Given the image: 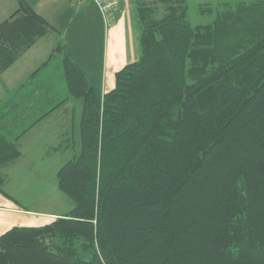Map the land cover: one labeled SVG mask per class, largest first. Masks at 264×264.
Returning a JSON list of instances; mask_svg holds the SVG:
<instances>
[{"label": "trees", "instance_id": "obj_1", "mask_svg": "<svg viewBox=\"0 0 264 264\" xmlns=\"http://www.w3.org/2000/svg\"><path fill=\"white\" fill-rule=\"evenodd\" d=\"M160 1V15L136 1L140 56L102 99L67 53L34 72L51 84L40 103L81 100L78 148L57 171L73 206L0 234V264H264V0L205 5L196 25L185 0ZM52 30L18 0L0 73ZM19 155L0 131V165Z\"/></svg>", "mask_w": 264, "mask_h": 264}, {"label": "crops", "instance_id": "obj_2", "mask_svg": "<svg viewBox=\"0 0 264 264\" xmlns=\"http://www.w3.org/2000/svg\"><path fill=\"white\" fill-rule=\"evenodd\" d=\"M24 1L42 16L53 30L38 38L8 69L0 73V131L13 141L22 153L24 146L20 144V139L52 114H57L58 118L52 120L53 129H48L44 136L51 142L61 141L62 138L64 143H72L76 139L73 132L78 123L75 125L73 114H68L70 109L62 107H66L67 102L72 100L80 105L81 111V100L78 102V99H69L67 96L54 107L53 102L49 104L45 110L39 112L38 119H27V113L31 109L38 110L35 96L50 93L51 84L42 79L39 81L36 75H33L37 70L48 72L43 64L49 58L59 57V60H62L64 53H67L95 90L97 97L102 99L103 95L114 87L115 73L126 64L136 61L141 51L136 0H119L115 21L110 26L105 25L97 6L90 0ZM17 6L18 0H0V22L8 18ZM58 45H63L62 50L53 53V49ZM16 95L33 97L23 103L19 97L14 98ZM16 126H19V129L13 131ZM10 133L13 137L9 136ZM29 148L33 149V145H29ZM42 149L47 151V155H58L60 151L53 143L40 150ZM63 149L73 150L72 144L64 146ZM37 151L33 150L35 153H38ZM3 164L0 165V172L3 171ZM7 195L9 197L0 193V234L14 226L43 225L57 215L20 207L19 201L15 200L12 194Z\"/></svg>", "mask_w": 264, "mask_h": 264}, {"label": "rangeland", "instance_id": "obj_3", "mask_svg": "<svg viewBox=\"0 0 264 264\" xmlns=\"http://www.w3.org/2000/svg\"><path fill=\"white\" fill-rule=\"evenodd\" d=\"M139 4L151 3L155 5L158 9L157 13L160 15L164 10V3L160 0H136ZM217 1L221 0H185L187 4V19L192 25L204 24L211 20V15L207 12L202 11L200 8L205 5L215 7ZM157 16V14H156ZM54 64H59V57L54 60ZM61 96V95H59ZM69 99L75 100L77 98L68 95ZM63 96L55 101H58ZM38 110L31 109L27 113V119H37L39 112L45 110L49 105L46 103H40L37 100ZM80 102V99H78ZM34 103V104H36ZM68 108L73 118V122L77 125L80 118V105L76 101H68L66 107ZM63 112V111H61ZM47 113V112H46ZM58 118L57 114H52L41 123H39L33 130L26 133L20 139V144L24 146L23 153L12 160H9L6 164H3V171L0 172L2 177V182L0 183V193L9 197L6 194H12L15 200L19 201L20 207H25L26 209H34L36 211L52 212L57 214L55 217L66 214L73 206V202L59 189L57 181V170L73 155L77 147V139H74L72 143H64L62 138L61 141L51 142L44 136L47 134V130L53 129L54 123L52 120ZM27 121V120H26ZM26 122L24 121V124ZM30 124H27V126ZM52 126V127H51ZM73 132L74 138H77L78 128H74ZM77 131V132H76ZM71 138V135H70ZM53 143L60 148L58 155L50 153L47 155V151L44 149L40 150L46 145ZM72 144V149H63L64 146ZM29 145H33V149L29 148ZM37 148L34 149V147ZM40 150V151H37ZM36 150L38 153L33 152ZM65 150V151H64ZM43 157H42V155ZM45 155V156H44ZM52 155V157H51ZM50 156V157H49ZM3 175V176H2ZM6 184L8 187H6ZM7 189V190H6Z\"/></svg>", "mask_w": 264, "mask_h": 264}, {"label": "built area", "instance_id": "obj_4", "mask_svg": "<svg viewBox=\"0 0 264 264\" xmlns=\"http://www.w3.org/2000/svg\"><path fill=\"white\" fill-rule=\"evenodd\" d=\"M93 2L101 13L106 26L114 23L116 13L119 7V0H90Z\"/></svg>", "mask_w": 264, "mask_h": 264}]
</instances>
